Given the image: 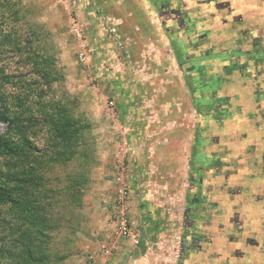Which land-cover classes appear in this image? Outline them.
<instances>
[{"label":"rangeland","instance_id":"obj_1","mask_svg":"<svg viewBox=\"0 0 264 264\" xmlns=\"http://www.w3.org/2000/svg\"><path fill=\"white\" fill-rule=\"evenodd\" d=\"M78 1L0 0V96L5 99L0 97V112L4 105L17 110L14 97L28 89L34 108L39 101L66 105L83 126L79 154L64 164L45 165L54 187L70 191L57 196V214L66 219L52 231V255L58 258L48 264H117L155 241L149 264H179L184 201L193 174L205 162L201 97L210 84L197 73H206L200 69L204 62H216L210 60L216 52L198 49L202 27L193 31L178 13L185 0H88L81 9ZM105 1L119 9L94 32L89 12ZM159 1L165 6L160 11L153 4ZM76 13L88 43L85 61L72 29ZM113 24L118 42L111 39ZM96 48L101 53L96 55ZM35 53L56 69L58 79L50 86L28 61ZM7 129L0 120V133ZM26 132L33 146L50 151L43 123ZM0 166L7 171L3 157ZM80 175L86 181L78 204ZM123 216L141 229L139 245L121 233Z\"/></svg>","mask_w":264,"mask_h":264},{"label":"flooded vegetation","instance_id":"obj_2","mask_svg":"<svg viewBox=\"0 0 264 264\" xmlns=\"http://www.w3.org/2000/svg\"><path fill=\"white\" fill-rule=\"evenodd\" d=\"M185 1L175 13L202 27L198 49L216 62L197 73L210 84L201 97L205 162L184 201L179 264H264V5L236 14L246 0ZM239 104L249 117L235 118Z\"/></svg>","mask_w":264,"mask_h":264},{"label":"trees","instance_id":"obj_3","mask_svg":"<svg viewBox=\"0 0 264 264\" xmlns=\"http://www.w3.org/2000/svg\"><path fill=\"white\" fill-rule=\"evenodd\" d=\"M39 57L35 53L28 61L36 66L42 83L50 86L58 79L56 69H51L48 57L44 60ZM27 90L14 97L12 103L17 110L12 112L4 105L0 112V120L8 128L6 133H0V157L6 159V165L8 163L6 172L0 166V264H48L58 258L52 255V231L63 225L66 215L57 214L56 206L60 204L57 196L70 191L67 187L63 192L54 187L45 171L55 164L70 161L79 154L80 144H84L83 126L66 105L39 101L40 106L34 108ZM37 93L41 97V91ZM1 100L5 102L2 97ZM36 122L47 127L50 151H41L28 139V126ZM47 164L50 167L45 170ZM81 177L82 184L86 180ZM79 185L76 196L79 192L80 198L76 203L81 204L84 186L78 189ZM62 258L65 255L59 256Z\"/></svg>","mask_w":264,"mask_h":264},{"label":"crops","instance_id":"obj_4","mask_svg":"<svg viewBox=\"0 0 264 264\" xmlns=\"http://www.w3.org/2000/svg\"><path fill=\"white\" fill-rule=\"evenodd\" d=\"M247 1V0H246ZM246 1H244L242 3V5L237 9L235 10L236 11V14L237 13H245L247 12L248 14L249 13H258L260 9H262L263 5H264V2L263 0H254L250 3H247ZM80 4L78 7L83 8L85 7L88 3V0H79L78 1ZM154 6L156 8H158V10H163V8L165 7L160 1L159 2H153ZM261 5V8L259 7ZM100 7H102V13L99 14V15H95V14H92V12H89V15L92 19H90V21L93 22L94 24V32H97V31H100L99 29V24H103V20L105 17H108V18H111V17H115L114 15V12L116 10L119 9V5L118 4H109L107 1H105V4L104 3H100L99 5ZM264 8V7H263ZM252 10V11H251ZM261 11V10H260ZM226 12V15H227V22L231 21V15H229L227 11ZM260 13V12H259ZM258 13V14H259ZM226 22V23H227ZM90 23V22H89ZM98 24V25H97ZM169 25H173L171 22H168ZM225 24V23H224ZM96 34V33H95ZM93 36H99V35H93ZM92 40V39H91ZM201 49V48H200ZM100 50L98 48H96V55L101 53L99 52ZM243 90V89H242ZM238 91H239V88H238ZM242 97L244 98H247L245 95H242ZM252 97V94H250V96H248L249 100L251 99ZM241 98V100L243 99ZM241 105V106H240ZM242 104H239L238 106H236V113H235V118H237L238 120L240 119V117L242 118H247L249 117V115L246 113L245 109L242 108ZM244 109V110H243ZM197 160H202V158H197ZM144 217V219L146 218V216H142ZM184 217H186V215L184 214ZM159 242H154L153 245L150 247V245L148 243L146 244H142L141 246H138L139 248H136L135 250L138 251V253L136 254V256H132L130 257L129 260L127 259H124L123 261L124 262H119L117 264H147L149 262V260L147 259V254L149 253V250H153L155 245H158ZM155 252V251H154ZM148 260V261H147ZM151 260V259H150ZM149 264V263H148Z\"/></svg>","mask_w":264,"mask_h":264},{"label":"built area","instance_id":"obj_5","mask_svg":"<svg viewBox=\"0 0 264 264\" xmlns=\"http://www.w3.org/2000/svg\"><path fill=\"white\" fill-rule=\"evenodd\" d=\"M63 1L64 3L69 2L70 0H60ZM93 9L91 12L92 14H97L100 11V6H97L96 4H93ZM77 15V13H76ZM72 29L74 34L76 35L77 39L80 41L81 44V51L79 53V57L82 61H85L87 59V54H86V48L88 46L86 37H85V33H84V29H83V25L82 23L78 20V15L76 16V20L73 19L72 21ZM110 33H111V39L115 42L119 41V33H118V27L116 25H112L110 27ZM91 81L94 83V79L91 78ZM114 107V102L111 101L110 102V108ZM120 229H121V233L127 236H130L134 242L139 245L141 243V237H142V231L139 228H132L130 227L127 219L123 216L120 222ZM107 253L111 252V249L108 248L106 249ZM92 264H109V262L104 261L103 263H99L97 260H92Z\"/></svg>","mask_w":264,"mask_h":264}]
</instances>
